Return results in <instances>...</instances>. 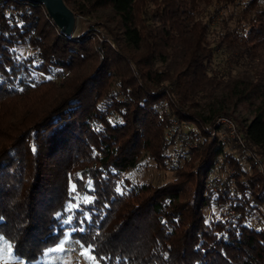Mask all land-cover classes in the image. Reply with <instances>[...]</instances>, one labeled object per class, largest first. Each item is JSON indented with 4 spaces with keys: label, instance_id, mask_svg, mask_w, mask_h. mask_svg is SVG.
Wrapping results in <instances>:
<instances>
[{
    "label": "trees",
    "instance_id": "obj_1",
    "mask_svg": "<svg viewBox=\"0 0 264 264\" xmlns=\"http://www.w3.org/2000/svg\"><path fill=\"white\" fill-rule=\"evenodd\" d=\"M62 1L85 32L0 0V237L27 262L68 231L97 264H264V230L245 224L264 206V0ZM176 140L195 167L156 187L124 177L143 153L165 169ZM211 203L225 211L206 222Z\"/></svg>",
    "mask_w": 264,
    "mask_h": 264
},
{
    "label": "rangeland",
    "instance_id": "obj_2",
    "mask_svg": "<svg viewBox=\"0 0 264 264\" xmlns=\"http://www.w3.org/2000/svg\"><path fill=\"white\" fill-rule=\"evenodd\" d=\"M262 6H264V3H262ZM234 9L229 7L228 10L225 12L224 19H227L228 14L233 12ZM92 23V20L88 17H79L75 15V25L73 32L70 37H75L83 32H85L90 24ZM218 26V25H216ZM219 27V26H218ZM214 28V27H213ZM215 31L218 29L215 27ZM97 35H94L93 38H101L104 36V33L101 29L97 30ZM213 33H211L212 35ZM91 34L88 35V37H92ZM18 58H25L29 54L28 49H21L17 51ZM55 77H57V73L55 72ZM36 81H44L47 79V77L40 75V74H33L32 75ZM237 114V115H236ZM237 117H239L244 123H246L249 120V115L243 111H238L235 113ZM112 122L113 119H110ZM224 131L222 133H219V139L224 140V138L228 140H238V134L234 131L231 127L228 125H223ZM181 133L186 134L187 132H193L195 133V128L193 126H182L180 128ZM214 132L210 133L212 135ZM175 145L173 147H169L164 151V156L168 157L164 161V167L165 169H158L156 168L154 162L146 155L142 154L141 158L138 160L137 166L134 169H131L127 171L124 174V177L130 181V182H136V183H148L151 186H159L167 181H170L172 179V174L168 170L170 168H180L183 166V162L186 159H182L181 157H184L185 148L182 143L179 142V140H176ZM224 152L229 153L235 157V152L233 149L229 146L228 143H226L224 147ZM187 165L186 168L183 170L184 172L187 171V169H191L195 167L198 160L197 158H187L186 160ZM240 164L244 170L247 169L246 164L241 160ZM227 171L225 167L223 169H220L219 167L215 166L211 172L208 175L207 181H218L221 182L225 178ZM209 184V183H208ZM117 192H121V188H117ZM213 193V198L215 197ZM87 199L86 196L82 197L77 201H85ZM77 203L71 204L67 203L65 205V218L63 219V225L68 226L71 228V221L69 222V218L71 220V215L69 214V208L72 205H76V207H73L72 209L77 208ZM225 211V207H219L215 203H211V205L206 208L203 211V216L205 218V221L208 222L211 219L218 218L221 213ZM245 224L254 229V230H264V206L257 207L255 212L252 213L251 217L245 222ZM0 264H97L95 261L92 260V257L90 256L87 249H84L82 246L79 245V243L70 238L69 232L67 231L63 238L52 248L47 249L42 253V255L37 258L34 261H25L19 257H17L11 250L8 243H6L1 237H0Z\"/></svg>",
    "mask_w": 264,
    "mask_h": 264
},
{
    "label": "water",
    "instance_id": "obj_3",
    "mask_svg": "<svg viewBox=\"0 0 264 264\" xmlns=\"http://www.w3.org/2000/svg\"><path fill=\"white\" fill-rule=\"evenodd\" d=\"M35 5H41L47 18L52 22L57 31L66 37H70L74 25L75 15L68 9L62 0H19Z\"/></svg>",
    "mask_w": 264,
    "mask_h": 264
},
{
    "label": "built area",
    "instance_id": "obj_4",
    "mask_svg": "<svg viewBox=\"0 0 264 264\" xmlns=\"http://www.w3.org/2000/svg\"><path fill=\"white\" fill-rule=\"evenodd\" d=\"M218 123H221L223 125L226 124V125H228L229 127H231L233 129V126L226 120L220 119V120H218Z\"/></svg>",
    "mask_w": 264,
    "mask_h": 264
},
{
    "label": "snow or ice",
    "instance_id": "obj_5",
    "mask_svg": "<svg viewBox=\"0 0 264 264\" xmlns=\"http://www.w3.org/2000/svg\"><path fill=\"white\" fill-rule=\"evenodd\" d=\"M72 191L75 192V185L72 186ZM73 207H76V205L70 206L69 211H71ZM69 222H70V218H69Z\"/></svg>",
    "mask_w": 264,
    "mask_h": 264
}]
</instances>
